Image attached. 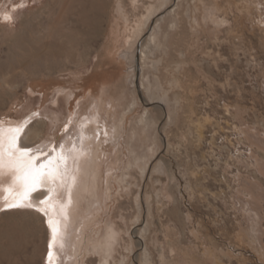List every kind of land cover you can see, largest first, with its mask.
<instances>
[{
    "label": "rangeland",
    "instance_id": "374dc122",
    "mask_svg": "<svg viewBox=\"0 0 264 264\" xmlns=\"http://www.w3.org/2000/svg\"><path fill=\"white\" fill-rule=\"evenodd\" d=\"M81 1L28 0L0 22V118L41 113L22 146L105 101L102 199L82 204L77 264H264V209L245 195L250 133L264 139V0ZM43 220L0 211V264H46Z\"/></svg>",
    "mask_w": 264,
    "mask_h": 264
},
{
    "label": "snow or ice",
    "instance_id": "6c2138e0",
    "mask_svg": "<svg viewBox=\"0 0 264 264\" xmlns=\"http://www.w3.org/2000/svg\"><path fill=\"white\" fill-rule=\"evenodd\" d=\"M27 2L20 0L11 11H0V22L13 24L14 13L26 7ZM39 115V112H31L14 125L0 118V211L31 209L39 213L50 232L46 264H57L66 244L62 220L68 219L72 191L77 184V176L70 171L68 162L71 160L73 170L79 171L78 159L84 154V122L77 128L69 119L52 129L50 138L22 146V135ZM100 134L95 133L97 138ZM34 193L39 195L34 198Z\"/></svg>",
    "mask_w": 264,
    "mask_h": 264
},
{
    "label": "bare ground",
    "instance_id": "6f19581e",
    "mask_svg": "<svg viewBox=\"0 0 264 264\" xmlns=\"http://www.w3.org/2000/svg\"><path fill=\"white\" fill-rule=\"evenodd\" d=\"M81 2L83 5H85L88 2V0H82ZM100 11L101 10L95 9V12H93V14L99 16ZM80 14L82 17L85 13L80 12ZM87 14L89 15V12H87ZM141 59H142V56H141ZM62 90H65V89H62ZM97 102L98 103L93 105L92 110L90 109V113L87 116H84L87 119L82 120L84 122V139H83L84 154L81 155L78 159L79 171L75 172L73 170V163L71 160H69L68 162L70 171H73V174L77 176V184L76 186H74L73 191H72V201L73 202L68 208V219L66 222L62 220V225H64L63 232H64L66 244L69 241L68 257L71 260L70 264H77V254L81 250L84 239L86 238V233H85L86 229H84V227L86 225L87 220L89 219V216L91 215V214L89 215V213L87 212V209L83 206L85 204V203L83 204L84 199H86L87 197H90L93 201V205L96 203H101V199H102L101 179L103 177L102 172H103V162H104L103 146H102L103 144L102 142L104 141V140L102 141V138L104 137L103 136V124H100L101 123L100 122L101 119L99 118L100 115L99 114L97 115V112L93 113V110L97 109V107L99 106L102 107L103 109L105 105V101L103 98L99 97ZM60 111L62 110L55 111V113L53 114L54 118L57 117V113H59ZM78 113L79 112H77V115ZM16 121H18V119L17 120L11 119L9 123L11 125H14ZM108 128L110 127L106 125V132L107 134H110L111 131ZM27 130H29V127L27 128ZM97 131L101 133L99 138H97L95 135ZM107 181L109 183V179ZM37 195H39V193H34L33 197L35 198ZM245 195L247 197L249 196L251 197V193L250 194L246 193ZM250 211L253 213L255 212L253 211V209H250ZM258 221L254 223H258ZM250 233H251V237L253 236L256 241L260 240L262 237L261 230L259 229L257 225H254ZM109 238H110V233H108L106 236V243L108 242ZM103 245H104L103 241H101L99 243V246L103 247ZM61 260L62 259L59 258L57 261V264H62Z\"/></svg>",
    "mask_w": 264,
    "mask_h": 264
},
{
    "label": "crops",
    "instance_id": "0c3cea01",
    "mask_svg": "<svg viewBox=\"0 0 264 264\" xmlns=\"http://www.w3.org/2000/svg\"><path fill=\"white\" fill-rule=\"evenodd\" d=\"M256 134L257 132H252L250 133V136L255 143H258L256 144V147L258 148V151L261 152L260 161H258L260 174L255 178L257 179L255 182L252 181L251 184L247 183V186H249L252 194L250 204H252L255 213L260 215V212L264 209V139H257ZM252 183L255 186H253ZM246 189H248V187Z\"/></svg>",
    "mask_w": 264,
    "mask_h": 264
}]
</instances>
